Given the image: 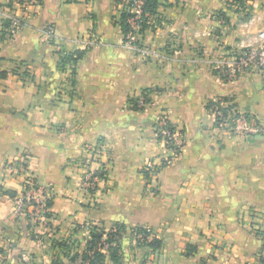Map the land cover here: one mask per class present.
Returning <instances> with one entry per match:
<instances>
[{"label":"crops","instance_id":"1","mask_svg":"<svg viewBox=\"0 0 264 264\" xmlns=\"http://www.w3.org/2000/svg\"><path fill=\"white\" fill-rule=\"evenodd\" d=\"M9 1L0 0V264H87L92 228L115 224L126 228L118 264H260L264 136H232L208 103L228 100L264 121L261 76L225 82L210 66L264 29V0L247 3L258 18L251 24L234 0H158V27L140 35L149 56L124 44L113 0H37L13 34L4 18L20 13ZM74 51L81 58L60 68L59 57ZM145 93L148 105L138 107ZM162 114L183 146L146 178L147 160L171 155L154 137ZM21 153L50 202L46 222L12 213L6 192L18 195L21 177L9 166ZM100 164L99 188L84 191L85 174ZM137 226L160 239L159 251L136 243ZM104 264H114L108 254Z\"/></svg>","mask_w":264,"mask_h":264},{"label":"built area","instance_id":"2","mask_svg":"<svg viewBox=\"0 0 264 264\" xmlns=\"http://www.w3.org/2000/svg\"><path fill=\"white\" fill-rule=\"evenodd\" d=\"M143 2L144 0H120L117 9L118 11H128L131 14L127 19L129 31L126 35V40L123 41L124 44L138 54L149 56L151 52L142 45L139 35ZM36 4L37 0H13L11 7L19 12L20 15L10 14L5 16L4 19L9 21L10 24L7 30L9 34H13L22 25L23 19ZM247 11H250V14L245 18L247 19L246 24H251L254 20H258L256 15L251 14L249 8L245 12ZM241 13L244 16V12ZM156 16H148L147 23L151 28L158 27L159 20ZM216 19L221 25L227 23V20L223 17L216 16ZM46 32L52 35L53 29L47 28ZM210 66L212 71L225 82L233 81L242 73H252L261 76L264 86V29L252 35L250 39L240 37L235 47L223 49L220 56L210 62ZM147 101V96L143 94L137 98L136 104L138 107H143L147 105ZM208 105L215 124L227 129V132L232 136L239 138L264 136V121L254 120L246 113L238 111L230 101L218 98L209 102ZM168 123L169 121L163 114L158 115L154 124V137L156 141L164 145L171 155L162 157L158 162L147 160L141 169L146 178H153L164 164L170 163L179 156L183 146L182 134L176 127L172 130L169 129ZM97 156H94V161L100 162L99 154ZM27 161L28 156L20 154L17 160L9 166V169L15 175L21 177V190L18 195L12 198V213L14 216H26L32 221L46 222L50 215V208L47 205L48 197L44 188L38 186L35 178L28 173ZM104 172L105 166L101 164L98 169L89 170L83 179L84 187L91 191H97ZM146 231L148 232L146 239H150L152 234L149 229H146ZM141 237V234L135 235V239L138 238L140 240Z\"/></svg>","mask_w":264,"mask_h":264},{"label":"trees","instance_id":"3","mask_svg":"<svg viewBox=\"0 0 264 264\" xmlns=\"http://www.w3.org/2000/svg\"><path fill=\"white\" fill-rule=\"evenodd\" d=\"M66 2H73L75 0H65ZM120 0H113L114 4L117 5ZM249 1L252 0H234L232 6H234L235 12H244V18L249 16L250 11H246V9H250V6L247 4ZM13 0H10L7 6H12ZM159 6L158 0H144L142 5V22H141V28L139 30L140 33H142L145 28L149 27L147 23L148 16L157 15V8ZM131 14L128 11L120 10L117 23L120 25L122 33H123V41L126 40V35L129 31V23L127 22L128 17H130ZM216 16L223 17L226 19V16L223 13H217ZM9 21L3 22V27L8 29L9 27ZM82 51H74L72 53H67L59 57V67L63 68L66 63L75 64L76 61L81 58ZM0 75H3L0 73ZM72 84L73 81L71 80ZM146 95V93H145ZM136 105V100H135ZM134 105V106H135ZM136 107V106H135ZM169 129H174L175 126L172 123H168ZM7 195L10 197H15L16 194L13 191H7ZM47 205H50V202L47 203ZM126 228L122 224H115L113 228L108 232L99 231L96 228H92L90 232L89 239L85 243V249L83 253L81 254V260L84 263L87 264H104L106 255L108 254L110 260L114 264H118L119 262V250H120V241L123 237V234L125 233ZM132 235L135 238V235L141 234L142 237L139 240L136 239V242L138 245H142L144 247H147L150 252H157L161 248V241L160 239L156 238L155 236H152L150 239H146L148 232L143 227H135L131 231ZM257 235H261L262 239L264 240V232L261 230H257L255 232ZM106 238V242L109 243L107 246V250L105 252L101 251V249L104 246V240L102 238ZM107 252V254H105ZM259 263L262 264L264 262V254H261L258 258Z\"/></svg>","mask_w":264,"mask_h":264},{"label":"rangeland","instance_id":"4","mask_svg":"<svg viewBox=\"0 0 264 264\" xmlns=\"http://www.w3.org/2000/svg\"><path fill=\"white\" fill-rule=\"evenodd\" d=\"M118 5V4H117ZM117 5H115V8H118V6ZM119 15V14H118ZM142 33H139V35H141ZM19 76H21V78L22 77H24V74L23 73H21V74H19ZM24 78H27V77H24ZM147 105H148V101H147ZM146 106V105H145ZM144 107V106H143ZM21 154H23V155H25V156H28V154H26V153H21ZM83 183H84V181H82V184H81V187H82V189L84 190V191H87V192H89L90 193V191H89V189H86L85 187H84V185H83ZM99 231H102L100 228H99ZM102 240H104V246H105V251L107 250L106 248H107V246L109 245V243L108 242H106V238L105 237H103L102 238ZM137 243V242H136ZM103 246V247H104ZM110 246V245H109ZM141 247H142V245H140ZM120 250H121V246H120ZM145 255V254H144ZM143 258H145L144 256L142 257V259Z\"/></svg>","mask_w":264,"mask_h":264}]
</instances>
